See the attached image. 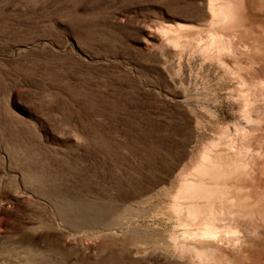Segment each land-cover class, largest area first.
Instances as JSON below:
<instances>
[{"label":"rangeland","instance_id":"obj_1","mask_svg":"<svg viewBox=\"0 0 264 264\" xmlns=\"http://www.w3.org/2000/svg\"><path fill=\"white\" fill-rule=\"evenodd\" d=\"M211 18L208 0H0V264H191L174 240L185 176L246 115L264 122L164 31Z\"/></svg>","mask_w":264,"mask_h":264},{"label":"bare ground","instance_id":"obj_2","mask_svg":"<svg viewBox=\"0 0 264 264\" xmlns=\"http://www.w3.org/2000/svg\"><path fill=\"white\" fill-rule=\"evenodd\" d=\"M254 1L250 17L239 26L230 23L236 20L233 5L241 7V0H208L209 25L164 29L176 47H193L236 83L244 114L264 106V78L251 57L260 48L242 37L264 40V0ZM260 50L264 55V42ZM251 86L262 93L255 101ZM263 128V121L246 115L208 144L185 176L174 205L179 216L174 240L191 264H264V143H250L264 142Z\"/></svg>","mask_w":264,"mask_h":264}]
</instances>
